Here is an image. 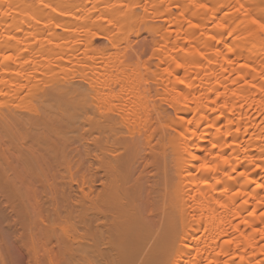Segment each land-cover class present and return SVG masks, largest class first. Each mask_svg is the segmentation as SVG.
<instances>
[{
	"label": "bare ground",
	"instance_id": "1",
	"mask_svg": "<svg viewBox=\"0 0 264 264\" xmlns=\"http://www.w3.org/2000/svg\"><path fill=\"white\" fill-rule=\"evenodd\" d=\"M261 25L264 0H0V264H264Z\"/></svg>",
	"mask_w": 264,
	"mask_h": 264
},
{
	"label": "rangeland",
	"instance_id": "2",
	"mask_svg": "<svg viewBox=\"0 0 264 264\" xmlns=\"http://www.w3.org/2000/svg\"><path fill=\"white\" fill-rule=\"evenodd\" d=\"M134 34H135V31L129 37L133 47L137 50L145 49L149 52V49H150L149 42H148L149 37L147 36L148 34L144 30L143 25H140L139 27V34L136 36ZM97 41L100 43H103L104 40L97 39ZM15 259L18 264H26V257H25L24 252L17 254V256L15 255Z\"/></svg>",
	"mask_w": 264,
	"mask_h": 264
},
{
	"label": "snow or ice",
	"instance_id": "3",
	"mask_svg": "<svg viewBox=\"0 0 264 264\" xmlns=\"http://www.w3.org/2000/svg\"><path fill=\"white\" fill-rule=\"evenodd\" d=\"M262 28H264V25H261ZM179 67V65H177ZM180 83H183L182 80H180ZM225 163L227 162L226 160L224 161ZM201 167L204 169V170H208L209 169V166L208 165H201ZM261 187H264V185H261Z\"/></svg>",
	"mask_w": 264,
	"mask_h": 264
}]
</instances>
